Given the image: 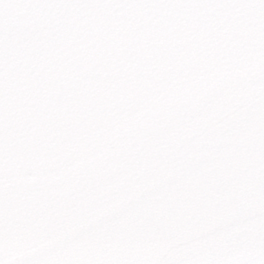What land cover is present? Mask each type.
<instances>
[{
  "label": "snow or ice",
  "instance_id": "snow-or-ice-1",
  "mask_svg": "<svg viewBox=\"0 0 264 264\" xmlns=\"http://www.w3.org/2000/svg\"><path fill=\"white\" fill-rule=\"evenodd\" d=\"M0 264H264V0H0Z\"/></svg>",
  "mask_w": 264,
  "mask_h": 264
}]
</instances>
